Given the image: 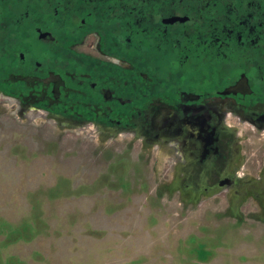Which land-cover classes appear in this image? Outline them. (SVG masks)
<instances>
[{"label":"rangeland","instance_id":"1","mask_svg":"<svg viewBox=\"0 0 264 264\" xmlns=\"http://www.w3.org/2000/svg\"><path fill=\"white\" fill-rule=\"evenodd\" d=\"M141 129L0 94V264H264V128L227 127L223 175Z\"/></svg>","mask_w":264,"mask_h":264},{"label":"flooded vegetation","instance_id":"2","mask_svg":"<svg viewBox=\"0 0 264 264\" xmlns=\"http://www.w3.org/2000/svg\"><path fill=\"white\" fill-rule=\"evenodd\" d=\"M0 94L229 173L227 127L264 128V0H0Z\"/></svg>","mask_w":264,"mask_h":264}]
</instances>
